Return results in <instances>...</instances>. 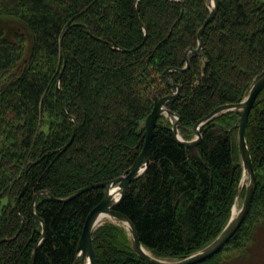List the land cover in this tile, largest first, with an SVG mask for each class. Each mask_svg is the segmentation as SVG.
<instances>
[{"label": "trees", "instance_id": "trees-1", "mask_svg": "<svg viewBox=\"0 0 264 264\" xmlns=\"http://www.w3.org/2000/svg\"><path fill=\"white\" fill-rule=\"evenodd\" d=\"M216 1L192 53L210 0H0V22L15 27L0 25V264H73L103 198L92 185L123 175L141 153L153 96L172 93L165 70L186 140L212 109L245 97L264 69V0ZM237 119L218 114L187 146L157 118L149 165L116 207L153 255L183 258L225 226L242 176ZM245 135L256 177L249 210L218 252L193 264L246 254L264 220V87ZM43 190L52 196L39 193L33 209ZM92 237L97 264H150L117 223L106 220Z\"/></svg>", "mask_w": 264, "mask_h": 264}, {"label": "water", "instance_id": "water-1", "mask_svg": "<svg viewBox=\"0 0 264 264\" xmlns=\"http://www.w3.org/2000/svg\"><path fill=\"white\" fill-rule=\"evenodd\" d=\"M211 3V12L209 17L205 20L202 27L198 32V45L196 48H192L189 51L192 53H197L203 47V42L201 39V35L206 24L211 21L217 11V1L210 0ZM87 30V29H86ZM88 31V30H87ZM89 32V31H88ZM189 66V58L188 52L186 53V64L182 69H185ZM174 69V68H173ZM175 70H179L176 69ZM169 69L165 70L164 74L167 78V81L171 85V95L166 99L161 100L158 96H153V108L151 112L146 116L144 120V134L142 140H144L143 148L141 153L138 155L132 166L128 169L126 173L110 179L108 181L100 182L93 184L92 186H102L104 188L103 191V198L101 202L88 214L87 218L85 219L80 238L77 243V256L73 264H97L94 248H93V231L101 225L106 220H110L114 223H117L123 226L128 234L131 241L132 249L145 261L150 264H193L199 262L214 253L218 252L232 237L235 231L239 228L242 224L252 201L254 191L256 188V177H255V169L252 164L251 154L248 149L247 141H246V125L248 121V115L252 104L257 97L258 93L264 87V69L255 75L252 79V82L249 86L248 92L246 96L240 101L236 103H226L219 105L212 109L207 115L199 119L192 127L195 137L190 140H186L181 135L179 130L178 121L179 116L177 112L172 109V104L176 95V85L172 81L171 77L168 74ZM59 88V84L57 85ZM232 111L238 115L237 119V128H238V135H237V145L239 150V155L242 164V176L240 178L236 199L241 194L243 188H245L244 198L242 205L239 210H235V206L233 205L231 210V215L222 228V230L217 234L215 238H213L210 242H208L202 248L196 250L195 252L180 258V259H164L153 255L147 248H145L142 243L140 242L137 229L131 219L118 209H116L117 205L119 204L127 185L137 177H139L148 167L149 165V154L148 148L149 143L153 134V130L157 121V118L161 115H166L171 122V130L174 134L175 139L187 146H193L198 144L201 139V127L207 123L209 120L217 116L218 114L225 113ZM70 118L75 120L72 116L69 115ZM76 128V124L74 129ZM72 140V138H71ZM68 142V144L71 142ZM67 144V145H68ZM92 186H87L83 189H79L75 192V194L89 189ZM39 193H45L50 196V192L43 190L38 192L33 199L32 206L34 209V204L36 201L37 196ZM34 212V211H33ZM34 216L39 219V217L34 212ZM40 220V219H39ZM43 225V235H45L44 230V222L41 220ZM33 261H31L32 264Z\"/></svg>", "mask_w": 264, "mask_h": 264}, {"label": "rangeland", "instance_id": "rangeland-1", "mask_svg": "<svg viewBox=\"0 0 264 264\" xmlns=\"http://www.w3.org/2000/svg\"><path fill=\"white\" fill-rule=\"evenodd\" d=\"M0 25L4 26L5 29H7V33H11L13 28H15L13 21H2L0 22ZM194 137L195 134L191 139H193ZM243 198L244 197L242 194L238 196L234 203L235 210L240 209ZM260 223L261 224L255 232V241L248 252L244 255L242 253L238 257L236 256L229 261H225L224 264H264V220H262Z\"/></svg>", "mask_w": 264, "mask_h": 264}, {"label": "bare ground", "instance_id": "bare-ground-1", "mask_svg": "<svg viewBox=\"0 0 264 264\" xmlns=\"http://www.w3.org/2000/svg\"><path fill=\"white\" fill-rule=\"evenodd\" d=\"M231 215V214H230ZM227 223V222H226Z\"/></svg>", "mask_w": 264, "mask_h": 264}]
</instances>
